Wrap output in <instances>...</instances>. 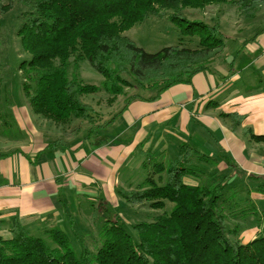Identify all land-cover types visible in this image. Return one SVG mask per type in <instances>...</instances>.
Segmentation results:
<instances>
[{"label": "trees", "instance_id": "1", "mask_svg": "<svg viewBox=\"0 0 264 264\" xmlns=\"http://www.w3.org/2000/svg\"><path fill=\"white\" fill-rule=\"evenodd\" d=\"M19 2L25 10L17 34L22 49L30 55L27 68L21 65L23 86L34 112L55 122L79 118L92 123L93 107L82 100L84 95L100 90L122 93L123 86L132 84L123 75L131 77L141 89L156 88L161 92L174 84L189 83L192 76L207 68L211 58L223 51L225 42L217 34V26L190 21L182 15L185 7L203 9L210 4L231 3L245 19H250L264 0ZM10 8V1L0 0V14ZM166 12L180 26L183 36L199 38V47L171 45L150 53L124 34L147 16ZM83 60H88L104 77L101 85L85 84L77 78L75 71ZM136 98L142 97L132 95L127 102ZM235 118L238 121L241 116ZM109 120L90 125L82 138L95 136ZM73 129L78 135L79 127ZM251 138L264 142V134H251ZM65 147L66 142L60 137L48 139L43 150ZM196 153L194 146L184 143L167 167L155 164L154 172L164 170V183L160 182L161 176H147L132 189L117 188L118 196L130 205H148L161 211L150 220L127 224L117 213V217L103 221L89 247L84 233L76 234L82 228L78 229L72 221L66 230L54 226L33 234L16 216L9 236L0 233V264H264V224L246 242L231 237L237 233V227L228 228L229 216H236L238 211L243 217L253 208L248 202L251 206L247 210L240 209V200L234 199L236 191L226 188L230 174L215 170V181L206 185L185 180L198 176L192 166ZM198 158L216 164L206 155ZM261 192L264 193V187ZM167 202L172 204L168 209ZM99 203L97 206H102ZM2 226L0 218V230ZM66 231L76 236L78 252Z\"/></svg>", "mask_w": 264, "mask_h": 264}, {"label": "crops", "instance_id": "2", "mask_svg": "<svg viewBox=\"0 0 264 264\" xmlns=\"http://www.w3.org/2000/svg\"><path fill=\"white\" fill-rule=\"evenodd\" d=\"M229 41L235 48L225 43L223 51L189 83L174 84L157 97L131 100L122 111H127L125 131L131 129L125 143H118L120 134L113 133L103 142L87 145V140L105 136L99 129L87 140L75 135L63 138V149L43 150L48 139L60 137L42 128L44 122L36 116L27 121L18 117L27 136L21 145L4 142L0 147V233L7 227L6 235H1L9 236L16 216L31 233L54 226L66 230L71 221H83L81 217L96 210L91 200L98 199L97 189L107 190L111 197L123 168L129 167V172L144 165L146 155H138L140 150L150 151L147 156L152 158L184 143L205 142L212 156L218 152L220 172H236L239 165L246 175H264V142L251 138V134H264V29ZM236 115L241 119L237 121ZM224 150L234 160L226 161ZM85 196L91 199L88 203ZM256 230L249 234L251 238Z\"/></svg>", "mask_w": 264, "mask_h": 264}, {"label": "rangeland", "instance_id": "3", "mask_svg": "<svg viewBox=\"0 0 264 264\" xmlns=\"http://www.w3.org/2000/svg\"><path fill=\"white\" fill-rule=\"evenodd\" d=\"M9 1L11 2V8L7 12L0 14V147L4 145V142H7L8 144L19 142L17 144H20V142H23V138L27 136L28 132L20 127L18 117L24 118V120L27 121L26 118L36 116L38 122L43 120L42 122L45 123H43V125L40 123L42 128L46 127L49 132L61 137V139L75 137V135H77L76 130H71H74V127H79L80 132L78 135H80V139L82 140V134L88 130L90 125L101 124L109 120L118 112L120 113L117 117L115 115L113 119L109 120L110 124H107L100 129V133L105 136L101 137L98 141L94 139L91 143H88L89 140L86 138L87 145H95L99 142H103V138H105L104 140H107V136L113 133L120 134L119 140L121 141H118V143H125L126 139L130 138L129 136L131 135V129L125 131L126 126L124 125V118L127 111L122 114V108L128 103L127 99L132 95H140L141 97H149L150 95H153L157 97L160 92H158L156 88L141 89L134 85L131 77L123 75L125 79L127 78V83L132 84L123 86L122 93L113 94L105 90H100V92L84 95L82 97L84 102L93 107L92 123H87L86 120L79 118H71L63 122H55L48 119V117L46 118L39 114L37 115L30 103L29 95L23 86L24 74L21 65H24L25 68H27L26 63L30 61V55L22 49L20 38L17 34V29L22 22L21 15L25 10V7L20 3L21 1L19 2V0H2L3 3ZM182 13V15L190 21L201 22L208 26H217L219 31L217 34L228 47H233V49L235 48V45H229L230 38L235 37L245 39L252 35L257 29H264V3L257 7L255 17L250 19H245L237 7L231 3L210 4L203 9L185 7L182 10ZM124 34L136 42V45L150 53H154L163 47L171 45H180L191 49L199 47V38L197 36H183L180 31V26L167 17V12L163 15L147 16L142 22L127 29ZM229 51L230 49H228V52ZM213 59L214 58H211V60ZM211 60L208 63H210ZM75 72L77 78L85 84L99 86L104 80V77L90 65L88 60L81 61L78 70ZM18 114H20V116ZM98 137L100 136L98 135ZM190 141L192 142V140ZM193 145H196L195 148L197 153L193 157L192 166L198 176L193 179L188 177L185 180L190 184L206 185L207 183L210 184L215 181V170L220 174H230L226 188L236 191L237 195H234V199L240 200V209L247 210L251 204L253 209L251 213L249 212V215L243 217L240 216L238 211L236 216H229L227 220L228 228L233 229L237 227V233L234 234L235 236L232 234V238L235 237L239 242L248 241L251 238L249 234L255 232L256 229H260L264 224V193L261 192V187H264V175L261 177H256L255 174L246 175L244 168L239 165L235 167L236 172H220L216 169L215 163H207L201 158H198L206 155L208 159H214V161H216L221 159L219 158L220 156H218V152L217 155L214 154V156H212L211 152L207 149L208 143L205 142H192V146ZM179 147H172L169 154L167 153L163 156L156 155V157L152 158L149 157L150 154L147 156L150 151L140 150L138 155L142 153L146 155L144 165L135 166V168L129 172L127 171L129 167L123 168L117 186L132 189L147 176H150L153 179H157L158 176H161L160 182L164 183V170H161L160 173L154 172L155 164L163 163L164 166L167 167L170 162L169 160L177 155ZM224 153L226 155L222 157L226 161L234 160L233 156V158L231 157V159H229L227 150ZM127 163L128 162H125V165ZM208 166H210V169H208ZM126 172H128L127 179L125 176ZM96 191H99L95 194L97 196L99 195L98 199L91 200L86 196L84 198L85 203H88V200L92 201L93 204H91V206L95 207V212L90 214L89 217L84 215L81 217L84 220H78L76 224L78 229L82 228V231H77L76 234L81 235V232H83V237L86 240L85 243L89 247L93 244V240L95 239L96 234H98L105 219H111L119 215L127 224H132L133 222L142 219L150 220L152 215L161 212L160 210L157 211L149 208L148 205H130L128 202H125L120 198L117 192L112 193L110 197L109 192L105 189L101 190L99 188ZM229 192L231 194V191ZM63 196L66 198V192H63ZM243 199H246V201ZM100 201L103 204L97 209L96 204H100ZM171 205L170 202H167L165 208L168 209ZM86 218L89 219L87 220ZM6 228L7 227H4L3 231H1L4 235H6ZM33 233L41 234V232ZM66 233L70 237L73 249L78 252L76 236L71 234L73 233L72 231H66Z\"/></svg>", "mask_w": 264, "mask_h": 264}]
</instances>
